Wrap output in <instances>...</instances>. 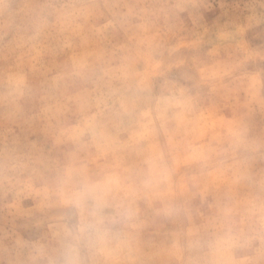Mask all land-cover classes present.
Returning <instances> with one entry per match:
<instances>
[{
  "label": "rangeland",
  "instance_id": "374dc122",
  "mask_svg": "<svg viewBox=\"0 0 264 264\" xmlns=\"http://www.w3.org/2000/svg\"><path fill=\"white\" fill-rule=\"evenodd\" d=\"M0 264H264V0H0Z\"/></svg>",
  "mask_w": 264,
  "mask_h": 264
}]
</instances>
